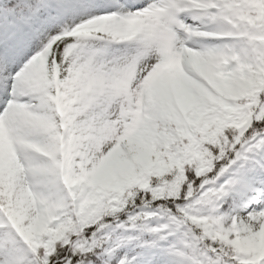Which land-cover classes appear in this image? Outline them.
<instances>
[{
    "label": "snow or ice",
    "instance_id": "1",
    "mask_svg": "<svg viewBox=\"0 0 264 264\" xmlns=\"http://www.w3.org/2000/svg\"><path fill=\"white\" fill-rule=\"evenodd\" d=\"M0 264H264V0H0Z\"/></svg>",
    "mask_w": 264,
    "mask_h": 264
}]
</instances>
